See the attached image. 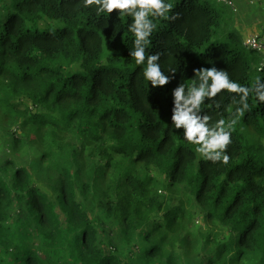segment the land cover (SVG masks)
Returning a JSON list of instances; mask_svg holds the SVG:
<instances>
[{"label":"trees","instance_id":"trees-1","mask_svg":"<svg viewBox=\"0 0 264 264\" xmlns=\"http://www.w3.org/2000/svg\"><path fill=\"white\" fill-rule=\"evenodd\" d=\"M161 4L138 45L128 10L0 0V264H123L91 202L121 223L126 259L264 264V55L224 1ZM217 75L235 89L210 94ZM177 106L229 133L219 159L176 127Z\"/></svg>","mask_w":264,"mask_h":264},{"label":"clouds","instance_id":"clouds-1","mask_svg":"<svg viewBox=\"0 0 264 264\" xmlns=\"http://www.w3.org/2000/svg\"><path fill=\"white\" fill-rule=\"evenodd\" d=\"M83 2L86 7L93 2L100 4L101 7L99 11H106L108 13H112L116 9L128 10L129 14L135 17L134 31L137 36L136 42L138 45L141 44V41L147 43L145 37H147L151 27L150 22L146 19L149 12L153 9L159 10L162 7L161 0H83ZM119 14L123 15L124 12L121 11ZM130 55L135 57L137 64H142L144 62L145 54L142 46H138ZM156 59L157 57L155 56L148 57L147 68L144 71V75L146 79L152 82L153 86H163L168 82V78L162 74L159 65L154 63ZM208 72L209 75H212L214 70H208ZM215 81L216 84L213 88V92L210 94H214L215 90L221 86L228 87L229 89H235L236 87L228 83L226 78L221 79L219 75L215 76ZM182 91L183 88L175 92L177 101L183 98ZM202 94V91H197L190 103H192L193 106L197 105ZM261 99H264V97H261ZM177 109V114L173 116L176 127L180 128L183 126L185 129V136L189 141L202 144V147H200L198 151L204 153L211 159H219L223 149L229 142V133L223 130L219 132L209 131L203 122H199L196 117L189 114L191 111L190 109L188 111L180 110L179 106H177ZM224 159L227 160V157L225 156Z\"/></svg>","mask_w":264,"mask_h":264},{"label":"rangeland","instance_id":"rangeland-1","mask_svg":"<svg viewBox=\"0 0 264 264\" xmlns=\"http://www.w3.org/2000/svg\"><path fill=\"white\" fill-rule=\"evenodd\" d=\"M234 7L233 26L244 34V39L250 33L262 34L264 37V0H225ZM51 23L52 21H45ZM246 47V46H245ZM250 49L249 47H246ZM4 159H2L3 161ZM1 161V162H2ZM20 164H23L20 162ZM38 185L44 186L41 182L36 181ZM89 210L94 218L103 217V222L100 224L102 238L106 244L107 251L111 253H118L123 258V264H140L139 261L126 259L123 254L129 255L132 247L122 237V225L119 221L106 219L103 213L98 209L96 203L91 202ZM197 228L207 229L209 224L202 223L199 218L196 220ZM36 246L39 245V240L36 239ZM61 264H71L72 259L69 257L67 261L62 254L59 258Z\"/></svg>","mask_w":264,"mask_h":264},{"label":"built area","instance_id":"built-area-1","mask_svg":"<svg viewBox=\"0 0 264 264\" xmlns=\"http://www.w3.org/2000/svg\"><path fill=\"white\" fill-rule=\"evenodd\" d=\"M221 1L225 2V0H221ZM225 3H227V2H225ZM227 4H229V3H227ZM229 5H231V4H229ZM244 45L246 47L258 50L264 54V37L261 34L251 33V34L247 35L246 38L244 39Z\"/></svg>","mask_w":264,"mask_h":264}]
</instances>
